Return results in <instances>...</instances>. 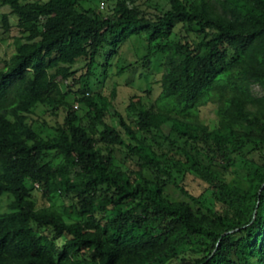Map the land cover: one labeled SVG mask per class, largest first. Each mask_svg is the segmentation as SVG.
<instances>
[{
  "label": "trees",
  "instance_id": "16d2710c",
  "mask_svg": "<svg viewBox=\"0 0 264 264\" xmlns=\"http://www.w3.org/2000/svg\"><path fill=\"white\" fill-rule=\"evenodd\" d=\"M166 1L146 15L115 0L104 15L0 0L2 29L14 16L22 34L0 71V264H264V0ZM143 34V61L163 56L164 72L155 99L129 98L130 124L115 88L93 91L96 60ZM37 106L65 113L47 137L29 122Z\"/></svg>",
  "mask_w": 264,
  "mask_h": 264
},
{
  "label": "rangeland",
  "instance_id": "374dc122",
  "mask_svg": "<svg viewBox=\"0 0 264 264\" xmlns=\"http://www.w3.org/2000/svg\"><path fill=\"white\" fill-rule=\"evenodd\" d=\"M103 4L102 12L107 15L110 8L115 3V0H82V7L97 8L99 4ZM136 4L139 6L142 12L146 15L157 14L160 11H164L168 8L166 0H137ZM101 8V6H100ZM108 12V13H107ZM10 10L7 7H0V15L9 14ZM106 13V14H105ZM10 29L7 32L1 27L0 19V71H3L4 62L8 60L14 50L13 41L14 38H19L22 36L20 30L16 24V18L14 16H9L8 18ZM175 34H172L169 39H177L179 36V30L176 28L174 30ZM146 35L141 36H131L126 42L119 44L117 47V53L113 56H109L110 46H105L97 60L96 63L99 66L96 72V83L93 91H98L103 97L109 98L112 88L116 90V96L112 99L111 105L114 110L117 111L124 120L129 122L132 121L131 117L126 111V107L129 102V98L136 95H144L145 90H150V94L153 99H155L160 92L159 80L164 72V58L161 55H154L149 58V62L143 61V57L148 51V45L145 41ZM86 61L79 60L72 68V72L80 75L84 71ZM124 68L123 72L119 75L118 70ZM105 72V73H104ZM70 83V82H69ZM77 88L73 89V92ZM255 92H259L255 88ZM71 98L73 97L70 95ZM77 104L73 105L75 108ZM77 107V106H76ZM65 117L64 110L62 108L56 111V117L52 115L47 107L37 106L34 109V113L29 116V122L33 128L41 135V137H47L52 133V127L58 123H62ZM198 119L208 125L212 126L215 120L214 106L207 105L201 108ZM165 131H168V127H165ZM48 160H51V164L55 165L59 162V158H55L53 153H49ZM34 200L38 207L44 205V201L40 198V192L34 186L32 191ZM175 197H180L178 193L175 192ZM11 201L9 195L0 196V213L6 211L7 204ZM55 203V204H54ZM54 205H59L62 203L61 199H54ZM50 203H45L48 206ZM52 204V205H53Z\"/></svg>",
  "mask_w": 264,
  "mask_h": 264
},
{
  "label": "built area",
  "instance_id": "2783aa9c",
  "mask_svg": "<svg viewBox=\"0 0 264 264\" xmlns=\"http://www.w3.org/2000/svg\"><path fill=\"white\" fill-rule=\"evenodd\" d=\"M100 6H101V8H100V9H103V7H104V6H103V4H101ZM102 6H103V7H102ZM75 108H76V106H75Z\"/></svg>",
  "mask_w": 264,
  "mask_h": 264
},
{
  "label": "water",
  "instance_id": "95a60500",
  "mask_svg": "<svg viewBox=\"0 0 264 264\" xmlns=\"http://www.w3.org/2000/svg\"><path fill=\"white\" fill-rule=\"evenodd\" d=\"M230 233H232V231Z\"/></svg>",
  "mask_w": 264,
  "mask_h": 264
}]
</instances>
